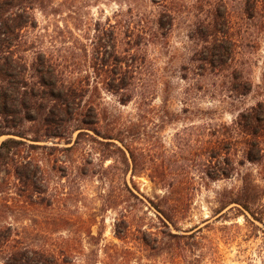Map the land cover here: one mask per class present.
I'll use <instances>...</instances> for the list:
<instances>
[{
    "label": "rangeland",
    "instance_id": "obj_1",
    "mask_svg": "<svg viewBox=\"0 0 264 264\" xmlns=\"http://www.w3.org/2000/svg\"><path fill=\"white\" fill-rule=\"evenodd\" d=\"M179 1L203 22L221 4ZM224 1L240 39L238 82L250 80V91L233 89L231 68H199L201 62L192 58L208 43L191 36L195 18L180 12L165 39L138 53L141 79L134 80L137 88L126 103L123 90L97 70L93 24L114 22L115 12L128 3L145 12L158 6L146 7L144 0H54L57 13L33 10L38 27L29 30V38L47 34L48 52L64 53L59 27L67 25L88 44L86 100L102 110L100 132L88 126L76 144L78 130L71 140L29 141L41 145L31 153L41 168L39 203L29 204L20 180L4 171L0 224L11 223L23 241L54 249L69 264H264V166L247 162L241 168L251 181L250 210L232 202L242 196L241 174L203 179V123H232L240 111L264 100V28L245 32L243 0ZM251 31L258 38L254 47L246 45ZM111 133L113 138H105ZM179 183L176 191L169 186Z\"/></svg>",
    "mask_w": 264,
    "mask_h": 264
},
{
    "label": "trees",
    "instance_id": "obj_2",
    "mask_svg": "<svg viewBox=\"0 0 264 264\" xmlns=\"http://www.w3.org/2000/svg\"><path fill=\"white\" fill-rule=\"evenodd\" d=\"M144 1L146 7H158L145 12L128 3L125 9L115 12L114 22L108 18L93 24L97 70L103 74L106 83H111L110 86L118 91L123 90L126 95L123 103L132 98L134 88H137L134 80L141 79L137 75L141 69L138 53H146V46L151 41L165 39L180 12H190L195 18L191 36L208 43L192 58L201 62L199 68L210 73L218 68H231L233 89L239 94L250 91V80L246 81L248 84L238 82L242 76L236 62L240 39L235 37L233 15L226 1L220 0L221 4L210 11L211 19L207 22L199 20V14L179 0ZM243 3L239 13L246 24L245 32L253 27L263 30L264 0H243ZM36 8L45 14L60 10L55 7L54 0H0V194L4 192L1 186L5 183L2 173L13 172L20 180L21 194L26 195L29 204H38L35 195L41 192V168L31 157L32 150L41 145L29 141L39 142L43 138L71 140L72 133L78 130L74 144L79 143L88 126L100 132L102 116L100 107L86 100L90 83L86 68L88 44L67 25L62 29L59 27L64 53L55 55L45 50L47 34L37 35L35 39L28 35L30 29L38 27L32 13ZM150 23L155 26L152 28ZM90 29L87 27V32ZM254 33L251 31L253 38L246 44L249 47H254L257 42ZM88 36L85 38H91ZM29 51L33 53L31 57L27 54ZM201 134L204 138L203 179L241 174L242 196L232 202L250 210L248 185L251 181L248 173L242 175L241 168L247 162L264 166V100L240 111L232 123H203ZM3 136L7 137L1 139ZM108 136L111 137L105 138H113L114 134ZM130 154L133 156L132 151ZM181 185L169 186L176 191ZM0 264L69 263L60 260L54 249L26 243L21 232L7 222L0 224Z\"/></svg>",
    "mask_w": 264,
    "mask_h": 264
}]
</instances>
